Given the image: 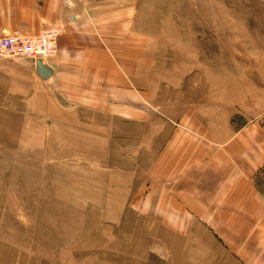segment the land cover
<instances>
[{
  "label": "rangeland",
  "instance_id": "obj_1",
  "mask_svg": "<svg viewBox=\"0 0 264 264\" xmlns=\"http://www.w3.org/2000/svg\"><path fill=\"white\" fill-rule=\"evenodd\" d=\"M106 1L128 21L144 107L167 116L151 136L122 120L87 134L49 101L43 118L13 114L0 264H264V0Z\"/></svg>",
  "mask_w": 264,
  "mask_h": 264
},
{
  "label": "crops",
  "instance_id": "obj_2",
  "mask_svg": "<svg viewBox=\"0 0 264 264\" xmlns=\"http://www.w3.org/2000/svg\"><path fill=\"white\" fill-rule=\"evenodd\" d=\"M109 4L106 0H0V38L31 37L62 27L57 55L45 60L53 71L48 79L38 75L36 62L0 55V131L13 114L23 115L32 105L43 118L49 101L55 111L71 115L67 120L91 122L87 134L97 135L95 128L107 120L147 122L151 136L159 132L158 124L167 115L144 107L152 99L139 80L141 66L130 45L128 21L106 15L103 9ZM57 117L51 115L50 120ZM182 133L178 138L184 140H178L177 148L175 141L165 147L173 159L185 158L187 135ZM222 153L227 154L226 162H233L235 146H226Z\"/></svg>",
  "mask_w": 264,
  "mask_h": 264
},
{
  "label": "built area",
  "instance_id": "obj_3",
  "mask_svg": "<svg viewBox=\"0 0 264 264\" xmlns=\"http://www.w3.org/2000/svg\"><path fill=\"white\" fill-rule=\"evenodd\" d=\"M61 31V27L53 26L31 37L17 34L4 36L0 38V55L26 58L34 62L53 58L57 55V38Z\"/></svg>",
  "mask_w": 264,
  "mask_h": 264
},
{
  "label": "water",
  "instance_id": "obj_4",
  "mask_svg": "<svg viewBox=\"0 0 264 264\" xmlns=\"http://www.w3.org/2000/svg\"><path fill=\"white\" fill-rule=\"evenodd\" d=\"M37 73L44 79H48L52 76V68L47 65L44 60L36 61Z\"/></svg>",
  "mask_w": 264,
  "mask_h": 264
}]
</instances>
